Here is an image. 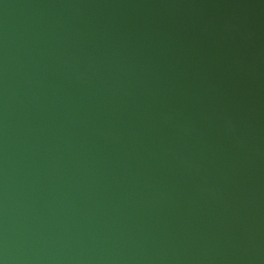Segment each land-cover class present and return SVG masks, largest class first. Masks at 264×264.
Wrapping results in <instances>:
<instances>
[{
	"label": "water",
	"instance_id": "water-1",
	"mask_svg": "<svg viewBox=\"0 0 264 264\" xmlns=\"http://www.w3.org/2000/svg\"><path fill=\"white\" fill-rule=\"evenodd\" d=\"M0 264H264V0H0Z\"/></svg>",
	"mask_w": 264,
	"mask_h": 264
}]
</instances>
